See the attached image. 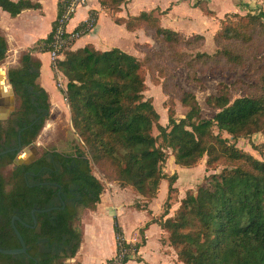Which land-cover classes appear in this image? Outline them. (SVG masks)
<instances>
[{
  "label": "trees",
  "instance_id": "16d2710c",
  "mask_svg": "<svg viewBox=\"0 0 264 264\" xmlns=\"http://www.w3.org/2000/svg\"><path fill=\"white\" fill-rule=\"evenodd\" d=\"M97 2L114 16L127 0ZM64 3L58 4L49 36L22 55L17 67L7 70L8 83L19 104L17 116L21 126H30L27 138L21 134L22 147L36 140L50 109L48 94L36 84L40 62L31 54L50 50ZM194 7L206 16H215L206 1L197 0ZM37 8L38 5L28 0H0V9L11 17L22 10ZM228 15L219 20L213 35L212 55L199 51L205 43L204 36L186 37L165 29L153 11L126 19L114 16L115 23L123 24L127 31L142 29L158 45L157 50L148 44L139 45L144 52L141 59L118 48L101 52L89 45L62 52L56 68L67 79L65 99L73 133L84 148L75 156L44 149L34 163L16 167L10 177L2 174V167L11 164L12 158L0 156V249L20 247L11 225L12 217L17 216L29 226L14 222L26 253L0 254V264H65L63 260L74 258L81 242L80 230L74 224L85 209L95 208L105 189L92 174L90 160L97 165H108L115 176L112 183L141 195L144 209L156 197L161 181L167 182L168 196L162 213L152 222L168 234L179 263L264 264V159L254 158L221 137L223 132L233 139L264 132V67L257 66L258 54L264 51L263 14L239 17L232 13L235 22ZM89 18L94 19L92 29L96 16L91 13ZM85 27L86 23H82L74 31ZM180 49L195 51V54L186 55ZM6 53V42L0 36V61ZM170 61L177 65L167 73L164 62ZM144 68L151 74L156 73L157 76L151 75L153 84L160 86L163 95L170 99L165 106L166 126L159 123L152 98L144 96ZM177 69H184L187 81L199 85L198 75L207 69L246 70L247 79L253 82H240L247 92L232 102L229 86L219 83L216 94L206 96L204 101L218 111L211 119H204L195 95L174 84L173 72ZM171 97L187 110L183 118H175ZM153 128L158 131L157 137L152 135ZM158 138L170 149V156L179 167L195 168L204 157L205 169L224 163L220 173L210 175L195 193L187 191L172 217L166 220L163 218L169 213L178 176L163 171L167 154L157 144ZM40 170H43L41 176L29 180V187L21 176L22 171L36 174ZM52 207L58 209L34 214L36 225L33 227L31 211ZM136 207L141 208L139 204ZM113 231L117 250L122 244L137 252L138 245L130 246L123 241L115 218ZM127 259H123V264Z\"/></svg>",
  "mask_w": 264,
  "mask_h": 264
},
{
  "label": "crops",
  "instance_id": "0c3cea01",
  "mask_svg": "<svg viewBox=\"0 0 264 264\" xmlns=\"http://www.w3.org/2000/svg\"><path fill=\"white\" fill-rule=\"evenodd\" d=\"M12 1L17 2L19 0ZM28 1L38 5V8L22 10L15 17H11L7 12L0 9V36L6 42L7 53L10 50L18 52V63L22 55L49 36L53 23L57 18L58 4L66 0ZM196 1L127 0V3L121 6L120 11L114 16L126 19L138 16L142 12L153 11L154 16L159 19L160 25L165 29L178 32L186 37L192 34L204 36V47L207 43V34L213 40V35L219 27V20L227 13H240V7L230 2L231 0H206L209 9L215 14L214 17H210L204 15L199 8L194 7ZM213 2H220L223 7L230 6L231 9L218 14L212 9ZM242 2L248 4L252 2L259 6L264 0H242ZM180 5L186 7L189 12L179 13ZM91 13L96 16L95 26L75 40L70 45V50L75 51L88 45L101 52L118 48L128 55L140 59L142 51L139 45L148 44L151 48H154V44H152L154 41L142 29L133 32L127 31L123 24L115 23L114 16L100 8L97 0H88L87 8H79L66 25V30L68 32L74 31L88 19ZM116 31L121 38L128 40V44L123 45L116 39L118 37H114L112 32L117 33ZM120 37L119 39H121ZM203 47L201 52H204ZM31 56L40 62L39 77L36 79V84L48 94L51 107L60 106L59 98L62 96L53 84V70L48 52L35 51ZM4 72L6 71L1 70L2 75H4ZM46 72L48 75L45 74ZM159 123L161 124V121ZM170 157L172 158L171 169H177L174 166L176 164H174L173 157ZM165 173L168 175L173 174ZM174 187L177 189L175 185ZM128 189L131 188L121 189L114 185L111 189L106 188L100 195V202L95 208L83 211L78 221V228L81 233L80 246L74 258L68 260V264H95L94 261L97 264H108L117 252L116 237L113 231L114 218L121 229L123 241L130 246H139L137 252L134 251L125 264H181L177 261L176 252L169 244L168 234L158 223L152 222L162 213V205L168 196L167 182L165 180L161 181L156 197L147 204L146 209L143 208L145 202L143 197L137 192L136 194L132 193L129 200L122 199V193L120 192ZM178 193H176V196L179 195ZM183 198L184 196L172 198L169 213L163 220L172 217L179 201ZM136 204H139L141 208H137ZM103 219L108 221L110 226V251H104L101 248L103 235L99 230V225Z\"/></svg>",
  "mask_w": 264,
  "mask_h": 264
},
{
  "label": "rangeland",
  "instance_id": "374dc122",
  "mask_svg": "<svg viewBox=\"0 0 264 264\" xmlns=\"http://www.w3.org/2000/svg\"><path fill=\"white\" fill-rule=\"evenodd\" d=\"M230 2L240 7V13H236L239 17H243L245 15H258L259 13L263 14L261 22L264 25V2L261 3L259 6H257L258 4L252 2H250L249 4L243 3L242 0H231ZM212 5V9L215 10L218 14H222L223 11H228L229 9H231L230 6L223 7L220 2H213ZM178 12L183 14L188 13L189 10L183 5H180ZM232 13H227L229 14L228 18L235 22V18H231ZM112 34L114 35V37H118L116 39L119 40L123 45L128 44V40L124 39L123 37L121 38L118 32H112ZM119 37L121 39H119ZM206 37L207 43L203 47V53L212 55L215 51V46L212 38H209L208 34ZM152 44H154V48H151L150 45L149 47L151 49L157 50L158 45L156 44V42L154 41ZM69 50L70 49H67L65 52ZM140 50L142 51V49ZM201 50L202 48L199 49L200 52ZM180 52H184L183 54L186 55L195 54V51H188L186 49H180ZM18 55L19 54L17 51L10 50L6 54L5 58L0 61V71H7L9 68L17 67L19 65ZM143 55L144 52L142 51V57ZM258 57L260 58V63L257 66L259 68L264 67V51L260 52L258 54ZM176 65L177 64L172 63L171 61L168 64H165L164 62V68L167 73L170 72L171 68L176 67ZM51 68L53 70V84L62 96L59 98L60 106H50L48 117L44 121L43 125L40 127L37 133L35 143L32 145V152H39L40 150L45 149L48 151L58 152L65 156H75L80 151H83L84 147L82 142L73 133V128L70 119V110L67 101H65L64 99V94L62 93H66L67 79L59 71H56L52 67V65ZM45 74L48 75L47 72ZM151 75L157 76L156 73L151 74L146 68H144V79L146 85L144 96L152 98L154 108L160 117L159 121H161V124L166 126L167 116L165 106L167 101L170 99L167 98V96L163 95L160 86H156L153 84L155 82L153 81ZM173 76L175 85L180 87L181 90L195 95L200 105L201 117L204 119H211L214 114L218 111L212 107L207 106L204 101L206 96L210 94H216V88L219 83H224L229 86V100L230 102H232L235 98L241 97L242 95H244L245 92H247V88H245L240 82L247 84L253 82L252 79H247L246 70L227 71L223 69H216L211 71L210 69H207L204 74L198 75L200 85L197 83L188 82L186 71L184 69H177L173 72ZM59 79H61L62 81L63 88H60L58 86ZM171 100L173 102L175 118H183L187 110L180 105L176 98L171 97ZM214 132L217 133L216 129H214ZM152 135L154 137L158 136V131L156 130V128H153ZM221 137L227 139L228 144H233L236 148L248 152L254 158L258 160L264 159V147H262L264 146V132H256L248 137L239 139H233L230 135H227L223 132L221 133ZM157 144L163 147L164 152L167 154V160L164 164L163 171L168 172L170 174L177 173L178 179L175 183V186L177 187L176 193L179 192V195L177 194L178 196L183 197L187 191L195 193L199 187L204 186L207 183V179L210 175L219 174L220 171L224 168V163H220L213 166L212 168L205 169L204 157L200 164L195 168L188 169L174 165L177 169H171L172 158L170 157V149H166L164 147L160 138L157 139ZM257 146L260 147V150L256 151L255 148ZM90 166L92 174L101 182V184H103L105 189H111L113 185L116 186L114 183H112V181L115 179V176H112V174L114 175V172L108 165H97L92 160H90ZM120 193H122L121 197L124 200H129L132 197V193L136 194V192L131 189L123 190ZM176 193H172V197H178L176 196ZM74 226L78 228V223H75ZM99 230L103 235L101 248L104 251H110L111 235L109 222L103 219L101 224L99 225ZM63 261L65 262V264H68V260ZM93 263L97 264L96 261H94Z\"/></svg>",
  "mask_w": 264,
  "mask_h": 264
},
{
  "label": "flooded vegetation",
  "instance_id": "af4514ba",
  "mask_svg": "<svg viewBox=\"0 0 264 264\" xmlns=\"http://www.w3.org/2000/svg\"><path fill=\"white\" fill-rule=\"evenodd\" d=\"M18 105L16 96L8 83L7 71L4 72V75L0 71V137L2 140L0 142V148H4L1 150L0 156L8 155L12 158L11 164L2 167V174L5 177H10L16 167L30 166L43 152V150L32 152V145L35 141L28 146L22 147L23 139H21V134L23 133L24 138H27L30 126H21L22 122L17 116ZM42 172L43 170H40L36 174H33L29 171H22L21 176L24 182L30 187L31 185L28 184L29 180L39 178ZM57 195L60 197L59 192ZM61 205L64 207L63 202H61Z\"/></svg>",
  "mask_w": 264,
  "mask_h": 264
},
{
  "label": "built area",
  "instance_id": "2783aa9c",
  "mask_svg": "<svg viewBox=\"0 0 264 264\" xmlns=\"http://www.w3.org/2000/svg\"><path fill=\"white\" fill-rule=\"evenodd\" d=\"M88 0H66L62 6V13L60 17L57 19V23L55 29L53 31V37L50 44V50L48 54L50 56V61L52 67L56 70V62L61 58L62 52L70 48V44L77 40L80 36H82L85 30H91V25L94 22V19L88 17V19L84 22L86 23V27L81 31H71L68 32L66 30V25L70 21V19L75 15L76 11L79 8H87ZM88 21V22H87ZM58 86L63 88L61 79L58 80ZM64 94L65 99V92ZM66 101V99H65ZM134 253L133 249L126 248L122 244L119 245V248L116 252L115 257L110 260L108 264H123V259L125 257H129Z\"/></svg>",
  "mask_w": 264,
  "mask_h": 264
},
{
  "label": "water",
  "instance_id": "95a60500",
  "mask_svg": "<svg viewBox=\"0 0 264 264\" xmlns=\"http://www.w3.org/2000/svg\"><path fill=\"white\" fill-rule=\"evenodd\" d=\"M55 209H57V208H48V209H43V210H36V209L32 210L31 211V216H32L33 227L36 225V219L34 217L35 213H40V214L47 213V212H50V211L55 210ZM14 222H20L24 226L29 227L28 225H25L24 223H22L17 216L12 217L11 225H12V227L14 229V232L16 234V237H17V239L19 241L20 247L19 248H15V249H0V254H2V255H19V254H25L26 253L25 243H24L23 238L21 237V235L15 229Z\"/></svg>",
  "mask_w": 264,
  "mask_h": 264
}]
</instances>
